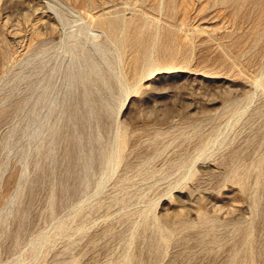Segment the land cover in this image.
Wrapping results in <instances>:
<instances>
[{
    "label": "rangeland",
    "instance_id": "obj_1",
    "mask_svg": "<svg viewBox=\"0 0 264 264\" xmlns=\"http://www.w3.org/2000/svg\"><path fill=\"white\" fill-rule=\"evenodd\" d=\"M0 264H264V0H0Z\"/></svg>",
    "mask_w": 264,
    "mask_h": 264
},
{
    "label": "bare ground",
    "instance_id": "obj_2",
    "mask_svg": "<svg viewBox=\"0 0 264 264\" xmlns=\"http://www.w3.org/2000/svg\"><path fill=\"white\" fill-rule=\"evenodd\" d=\"M58 5V4H57ZM53 9V8H52ZM56 11V10H55ZM72 34V33H71ZM93 45L97 46V44L95 42L92 43ZM49 106H51V104L49 103ZM42 123V119H39L38 121H36V124H35V131L39 130L40 128V125ZM41 242V238L38 239L35 244H38Z\"/></svg>",
    "mask_w": 264,
    "mask_h": 264
}]
</instances>
